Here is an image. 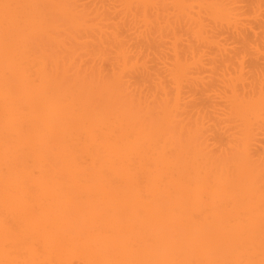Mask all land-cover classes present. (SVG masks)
<instances>
[{"label": "bare ground", "instance_id": "1", "mask_svg": "<svg viewBox=\"0 0 264 264\" xmlns=\"http://www.w3.org/2000/svg\"><path fill=\"white\" fill-rule=\"evenodd\" d=\"M38 1L0 0V264H264V177L242 172L251 121L264 119V76L254 67L245 78L242 67L252 29L242 28L229 84L238 97L250 80L245 104L228 108L244 128L236 161L206 168L197 150L188 165L167 154L171 112L159 124L123 125V115L47 91L44 76L28 78L26 40L42 22L39 10L23 12ZM215 2L208 7L236 21ZM255 38L264 57V31ZM120 65L119 77L129 62ZM171 75L178 88L180 72Z\"/></svg>", "mask_w": 264, "mask_h": 264}, {"label": "rangeland", "instance_id": "2", "mask_svg": "<svg viewBox=\"0 0 264 264\" xmlns=\"http://www.w3.org/2000/svg\"><path fill=\"white\" fill-rule=\"evenodd\" d=\"M176 1L39 0L36 10L23 12L30 18L39 10L42 22L29 35L33 41L26 40V75L44 76L47 91L127 117L123 125L159 124L171 112L164 134L167 154L182 156L188 165L197 150L202 166L232 168L234 139L244 128L230 118L228 108L233 99L245 104L242 93L250 80L239 85L238 97L229 84L237 77L241 62L235 56L248 33L254 45L242 60L244 76L254 67L264 76L255 38L264 31V0H220L236 14L230 23L224 20L228 14L208 7L215 0H179L180 6ZM243 26L252 30L242 31ZM123 57L129 67L119 77ZM174 71L180 72L178 88ZM177 89L180 99L172 109ZM256 119L251 121L248 168L242 172L264 177V119Z\"/></svg>", "mask_w": 264, "mask_h": 264}]
</instances>
